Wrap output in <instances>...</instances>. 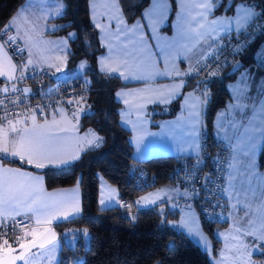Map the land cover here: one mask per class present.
Segmentation results:
<instances>
[{
	"label": "crops",
	"instance_id": "crops-1",
	"mask_svg": "<svg viewBox=\"0 0 264 264\" xmlns=\"http://www.w3.org/2000/svg\"><path fill=\"white\" fill-rule=\"evenodd\" d=\"M29 2L27 9L22 7L24 3L20 7L23 8L26 16L27 13L30 14L31 26L28 29L33 31L31 38L24 39L20 30L17 33L14 23L10 22L11 24L8 25L14 43L21 45L24 51V64L46 69L49 78L54 82L64 76L74 78L79 76L84 70L79 69L81 63L74 72L65 71V55L68 47L67 43L61 44L65 39L47 35V32L54 29V25L50 23L54 19L51 15L56 8L54 1L48 3L40 1L51 11L47 17L39 15L35 5L39 3L38 1ZM175 3L176 12L170 30L166 31L164 27L168 23L171 10L169 0H150L149 5L142 12V17L131 24L125 22L118 0L88 1L90 20L93 25H99L96 27L98 38L105 48V51L97 57V66L104 67L105 65H101L100 61H106L108 66L117 68L118 72L102 73L115 75L128 85L117 89L115 98L120 104L119 123L129 132L132 157L137 162L159 156L192 157L197 155L201 148L203 104L193 87L183 91L188 79L195 73L186 75L185 72L188 68H199L214 53L217 45L214 42L224 35V26L213 21L214 18L221 19L225 15L213 16V8L205 7L209 0H175ZM234 15L233 13L228 16H232L234 20ZM41 23H46V28H40ZM42 34L52 41L44 45L40 40ZM32 41L37 45L32 44ZM62 48L65 50L61 51ZM255 58L254 66L243 69L245 71L257 69L255 75L264 76V72L259 71V66L264 64V39L259 44ZM51 65H59L60 71L57 72ZM120 72L124 75H119ZM15 74L16 64L0 40V82H13ZM242 75L243 73L239 71L234 80L228 83L230 96L234 97V90L229 85H236ZM180 96L182 98L175 116L161 120L156 128H152L147 114L148 107L171 103ZM125 100L128 101L127 104L124 103ZM235 103L234 99H229L214 119V137L230 149L225 174L234 147L239 145L243 149L249 145L255 146V142L260 143L261 147L264 138V108L257 105L256 111L250 113L247 120H242L238 126L233 127L231 120L239 119L236 115ZM86 112L85 105L79 107L69 105L61 111L46 115L45 119L33 116L35 118L33 120V117L19 116L4 120L0 123V147H8L11 151L13 145L22 136L40 138L51 135L60 155L68 158L78 157L81 152L95 146L94 135L97 136L93 130L80 131L77 128L79 118ZM223 117L229 118L228 126H225ZM256 131H260V134H256ZM138 136L141 137L139 145L136 144ZM0 155L5 156V153L0 152ZM24 156L27 157V153H24ZM14 158L35 167V163L29 164L26 159ZM45 166L58 165L48 164L45 161ZM5 169H11L12 172H5ZM0 178L9 182L7 188L0 186V221L24 218L35 226L25 233L23 244L38 237L45 229L65 222V217L71 221L73 217L76 219L82 214L78 184L47 189L41 174L6 165L1 160ZM100 180L98 209L116 207L118 198L116 189L104 179V181ZM8 188L13 191V198H6L3 195ZM180 194L179 189L173 185L156 187L135 200V209L137 211L158 207L167 209L168 204L178 203L176 198ZM145 197L148 198L147 201L143 199ZM153 200L154 203L149 202ZM73 205L80 208L79 213L74 211ZM19 249V245L11 248L0 246V259L7 252ZM24 257L26 258V255Z\"/></svg>",
	"mask_w": 264,
	"mask_h": 264
},
{
	"label": "trees",
	"instance_id": "trees-1",
	"mask_svg": "<svg viewBox=\"0 0 264 264\" xmlns=\"http://www.w3.org/2000/svg\"><path fill=\"white\" fill-rule=\"evenodd\" d=\"M24 1L0 0V26H2L0 29H9L8 25L12 17ZM88 1L63 0V16L50 21L54 29L47 32L48 36L65 39L67 34L72 32L78 37L75 40H67L66 72H74L81 61L87 62L83 71L89 66L98 69L97 57L105 51L99 41L98 30L90 20ZM169 2L171 10L168 23L164 27L166 31L170 30L176 12L175 0ZM149 3L150 0H118L127 24L140 19ZM220 3L221 0H217V4ZM232 14L229 12L227 15ZM217 15H225L222 7H213V16ZM263 39L264 35H260L256 41L232 56L231 66L215 75L209 83L210 100L203 104L201 114V131L207 146L205 170L210 169L211 161L220 144L213 134L214 119L230 99L228 83L239 73L237 71L229 75L228 71L236 61H240L242 68L254 66L255 53ZM19 46L22 49L21 45ZM24 56L23 51V59ZM22 57L19 64L26 66ZM86 79L90 82L86 84L90 88L89 98L85 103L87 112L79 118L77 128L80 131L93 130L99 138L97 145L81 152L73 162L58 166L36 168L14 157L0 159L6 165L41 174L47 189L78 184L81 195V216L76 218L74 223L63 222L55 225L54 228L59 233V238L62 237L64 230L70 228L87 229V238H79L75 247H64L60 252L58 264H210L207 254L197 245L183 233L166 226V217L159 211V207L140 211L135 209V200L143 193L173 182L176 167L179 165L178 159L183 157L159 156L142 162L135 161L132 157L129 132L119 123L120 104L115 98L116 90L128 85L115 75L97 71L88 73ZM52 83L54 80H51L47 73L43 83L37 81L32 83V90L35 92ZM197 86V81L190 77L183 91L192 87L195 90ZM181 98L180 96L165 105L148 107L150 126L156 128L161 120L174 117ZM0 157L4 156L0 155ZM258 166L260 169L264 168V138L258 153ZM131 170L145 172L144 186H137L136 178L130 174ZM100 177L116 189L118 196L127 200L126 208L134 211L133 215L121 214L117 206L106 210L98 209ZM201 219L205 231L210 235L215 225L220 227L227 225V221H206L202 215ZM253 257L256 261L264 263V258H261L260 254H255Z\"/></svg>",
	"mask_w": 264,
	"mask_h": 264
},
{
	"label": "built area",
	"instance_id": "built-area-1",
	"mask_svg": "<svg viewBox=\"0 0 264 264\" xmlns=\"http://www.w3.org/2000/svg\"><path fill=\"white\" fill-rule=\"evenodd\" d=\"M5 32H7V37H10L11 32L9 29H0V37H4ZM259 36H254L252 41L248 42V45L256 41ZM240 39L243 41V37H240ZM0 40L16 64V74L13 82L0 83V114L6 116V120L19 116L23 118L34 116L39 119H45L46 115L54 113L55 111H61L64 107L69 106L67 103L69 98L73 99L71 105L74 107L85 105L88 101L90 88L83 83L77 86L73 81H78V79L74 77L64 76L51 85L45 88H39L34 92L32 90V83L36 81L40 84L43 83L47 77L46 69L37 70L34 67L20 65L19 60L23 56V51H20V46L12 43L8 38H0ZM224 44L225 41L220 40V43L216 45L214 53L200 67L208 64V67L215 71L219 65L210 63L214 54H217L216 58L219 62L228 61L223 67L219 68V72L230 67L231 58L234 56V49L238 45L235 41H232V48H226L221 53V47ZM34 69L35 71H33ZM213 77L209 76L206 72H201L198 80L196 79V73L191 77L198 83L195 93L200 101H204L202 104H206L210 100L211 92L209 83ZM205 81L207 83L203 84ZM5 87L8 88L7 92L4 91ZM205 87L208 88L206 100L203 95ZM13 89H16V91H13ZM81 96H83V99H81ZM21 100H23V103H18ZM45 105L47 107H44ZM39 108H43V115L36 110ZM229 152L230 149L227 145L220 143L211 161L210 169L205 170L204 161L207 156V146L205 139H202L201 148L197 155L178 159L179 165L176 167L174 180L171 183L181 192L176 200L186 207H198L202 218L206 221L224 222L227 220L226 216L229 212V203L225 196L224 182L225 166L229 158ZM197 156L200 158L199 162L196 161ZM130 174L136 178L137 186H144L145 172L131 170ZM209 179L211 180V185H213L212 187L209 185ZM209 200H215L221 207L213 210L208 206ZM117 207L123 215L131 216L134 214V211L126 208L127 200L122 196H118L117 198ZM34 227L30 221L24 218L0 221V229H2L0 231V246L11 248L20 245L24 240L25 233ZM5 240L7 243H5Z\"/></svg>",
	"mask_w": 264,
	"mask_h": 264
},
{
	"label": "rangeland",
	"instance_id": "rangeland-1",
	"mask_svg": "<svg viewBox=\"0 0 264 264\" xmlns=\"http://www.w3.org/2000/svg\"><path fill=\"white\" fill-rule=\"evenodd\" d=\"M29 1L26 0L22 7L27 9L26 6L29 5ZM36 1L39 2L35 4L39 15L42 17L49 16L51 13L49 7L44 6V3L40 2L41 0ZM43 1H47L46 3L54 1L56 7L59 2L56 0ZM22 7L12 17L11 23H14L13 26L17 33L20 30L22 37L29 39L33 32L28 29L31 26L30 14L27 13L28 16H26ZM45 25L46 23H41L39 27L46 28ZM10 37L12 38L10 41L14 42L13 35ZM40 40L44 45L52 41L49 37L46 38L44 34ZM32 44L37 45L34 42ZM228 119V117H223L225 126L229 125ZM256 134H260V131H256ZM94 137L93 145H96L97 136L94 135ZM251 146L242 149L238 145L234 147V151L231 149L233 152L226 168L224 182L225 196L229 203L225 227L215 225L212 228V235H210L202 225L199 209L192 206L186 207L180 203L168 204V208L163 212L166 217V226L183 233L197 245L207 254L210 264H249L250 261L253 264H264L256 261L253 257L258 254L254 250L256 245L253 241L257 240V237L264 232V168L260 169L258 166L260 143L256 144L255 142V146ZM230 164L231 167H229ZM100 179V181H104L102 177ZM84 230L73 228L64 230L61 238L28 253L19 264H58L60 252L64 247H73L72 242L64 234L80 233ZM73 239L76 240L77 244L78 239L75 237Z\"/></svg>",
	"mask_w": 264,
	"mask_h": 264
},
{
	"label": "snow or ice",
	"instance_id": "snow-or-ice-1",
	"mask_svg": "<svg viewBox=\"0 0 264 264\" xmlns=\"http://www.w3.org/2000/svg\"><path fill=\"white\" fill-rule=\"evenodd\" d=\"M63 0H59L57 7L53 10L51 13L52 17L55 18L57 16L62 17L63 16ZM206 8H213V7H222L225 13L224 18L221 19H215L214 23L220 24L224 26V35L220 37L218 40H216L214 43L219 44L220 40H224L225 44L221 47V53L226 48H232V41H235V43L238 45L236 49H234L233 54H238L239 51L243 50L248 46V42L252 41L254 36L257 35H264V0H221L220 4H217V0H209V3L205 5ZM229 12L234 13V20L232 16H228L227 14ZM70 26V25H69ZM94 27H99L98 24L93 25ZM2 27V26H0ZM66 27V26H62ZM240 37H243V41H241ZM0 38H8L11 40V37H7V32L4 33V37ZM78 39L76 37L75 33L69 32L65 38L64 41L61 42V44H66L67 40H75ZM211 47V46H210ZM65 49L62 48L61 51H64ZM22 52L23 49H20ZM69 54H71L69 52ZM217 54H214L212 56V60L210 63L218 64L219 67L215 71L211 70L208 67V64H204L202 67L196 68H188L185 74H189L192 72L196 73V79H199V75L201 72H206L209 76H215L219 72V68L223 67L224 64L228 63L227 60L223 62H219L217 60ZM23 59V57H22ZM28 63H31V61H28ZM86 61H82L79 65V69H85ZM101 65H105L104 67L98 68V69H92L90 66L87 68L86 71H81L79 73L78 81H73V83H76L77 86H80L81 83L83 84H89L90 82L86 79V76L88 73L92 71L99 72H118V69L115 67H110L107 65V62L104 60L100 61ZM231 66V65H229ZM51 67H55L56 71H60L59 65H51ZM237 70L242 72L243 75L241 76V80L237 82L236 85H229L230 88H233L234 90V97L230 96V100H235V108L237 109L236 115L239 116V119L233 118L231 120V123L233 127L238 126L242 120H247L248 115L250 113H254L256 111L257 105H259L261 108H264V76L257 77L255 73L257 72V69H247L246 71L240 66H236ZM35 71V69L33 70ZM259 71L264 72V64H261L259 66ZM6 75V74H5ZM119 75L123 76L124 73L120 72ZM23 78V77H22ZM140 78V77H136ZM3 83V82H0ZM207 81L203 82V84H206ZM71 90V89H69ZM251 90V91H250ZM4 91L7 92L8 88L5 87ZM13 91H16V89H13ZM207 93L208 88H204L203 95L205 96V100L207 99ZM119 96V94H117ZM81 99H83V96H81ZM204 101H201L203 103ZM17 103V102H13ZM18 103H23V100L19 101ZM69 105L73 103V99L69 98L67 101ZM79 103V101H77ZM125 104L128 103L127 100L124 101ZM44 107H47L45 105ZM43 115V108L36 109ZM82 110V109H78ZM35 118L33 117V120ZM6 120V116H3L0 114V123L4 122ZM141 137L136 138V144L139 145ZM0 152L5 153L4 157H0V159H7L8 156L12 157H20L21 159H26V162L29 164L35 163L36 168H43L45 167V161L48 164H67L71 163L73 159H76L77 157L73 156L72 158H68L65 156H62L59 154L58 147L54 144L51 135L40 137V138H29L27 136H22L19 138V140L13 145L12 150L8 147H0ZM24 153H27V157L24 156ZM199 156L196 157V161L199 162ZM210 159V157H208ZM235 159V157H233ZM11 162V161H8ZM191 163V160H190ZM232 165L230 164L229 167ZM5 172H12L11 169H5ZM19 174V173H16ZM31 179V178H30ZM8 180L4 178H0V186L8 187ZM186 183V182H185ZM209 185H211V180L209 179ZM210 194V192H209ZM3 195L6 198H13L14 193L13 191L8 188L7 191L3 193ZM187 195V193H185ZM146 201L148 200L147 197L143 198ZM150 203H154L155 201H149ZM208 206L211 207L213 210L221 207L219 203H217L215 200H209ZM74 211L79 213L80 208L73 205ZM207 215V213H205ZM64 221H69L68 217L64 218ZM71 222H75L74 217L71 219ZM63 223V222H62ZM2 231V229H0ZM87 229H85L83 232L77 233V232H70L65 233L64 235L69 238V240L72 242L73 247L76 245V240L73 239L74 237L76 239L84 238L86 239ZM35 235V234H33ZM257 240L259 241L257 243ZM257 240H254L253 243L255 246V252L260 254L261 258H264V232L261 233L259 237H257ZM5 243L7 241L5 240ZM36 241H32V245L35 246ZM21 249H24L28 247L27 245L21 243L20 245ZM40 247H43V245H40ZM18 259L24 260V256H19ZM249 264H253V262H249Z\"/></svg>",
	"mask_w": 264,
	"mask_h": 264
},
{
	"label": "water",
	"instance_id": "water-1",
	"mask_svg": "<svg viewBox=\"0 0 264 264\" xmlns=\"http://www.w3.org/2000/svg\"><path fill=\"white\" fill-rule=\"evenodd\" d=\"M237 65H240L242 67V64L240 63V61H236L234 63V65H232V67L229 69L228 74H234L236 73L238 70L236 68ZM164 208H160L159 211L160 212H164ZM60 237L59 233L56 231V229L54 227H49L47 229H45L38 237H36L35 240L36 244L35 246L32 245V241H30L29 243L25 244L28 247L24 248V249H19L16 251H10L7 252L1 259H0V264H18L21 262L20 259H18L19 256H25L28 253L36 250V249H40L43 248L47 245H49L50 243L54 242L55 240H57ZM40 245H43V247H40Z\"/></svg>",
	"mask_w": 264,
	"mask_h": 264
}]
</instances>
